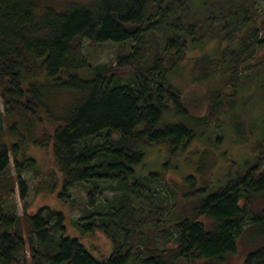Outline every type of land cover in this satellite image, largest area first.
<instances>
[{"label": "trees", "instance_id": "trees-1", "mask_svg": "<svg viewBox=\"0 0 264 264\" xmlns=\"http://www.w3.org/2000/svg\"><path fill=\"white\" fill-rule=\"evenodd\" d=\"M211 6L200 0L204 18L196 16L190 0H87L71 2L65 10L38 6L37 0H0V97L5 104L0 134L6 116L9 135L15 137L11 143L0 141V176L11 154L18 178L34 164L32 156H20L30 143L51 150L62 174L59 198L76 185L97 189L109 180L124 190L107 202L106 210H89L86 220L72 222L80 236L68 233L64 211L45 206L29 216L33 233L25 237L16 215L0 204V264H174L179 258L189 264H225L247 223L264 232V203L257 212L253 208L264 199V141L254 145V160L222 184L196 185L188 176L184 198L197 201L191 213L169 225L165 208L152 201L137 169L148 145L163 143L171 153L184 150L201 137L200 127L228 113L235 103L226 92L234 77L228 71L248 70V61L264 46L259 37L263 19L260 28L250 25L240 35L239 51L195 59L191 72L196 81L211 74L220 80L207 113L193 115L171 76L190 44L213 38L212 22L225 20L224 12L210 15ZM249 9L240 11V28L254 18ZM84 39L132 43L110 63L95 65L82 52ZM54 91L71 94L59 110L48 98ZM246 126L241 117L235 123L240 140L248 137ZM147 225L160 227L165 244L144 245L149 254L130 239L137 232L144 235ZM96 230L111 240L109 255L97 257L82 242L81 235ZM170 242L173 247L167 248ZM246 264H264V243L251 249Z\"/></svg>", "mask_w": 264, "mask_h": 264}, {"label": "rangeland", "instance_id": "rangeland-1", "mask_svg": "<svg viewBox=\"0 0 264 264\" xmlns=\"http://www.w3.org/2000/svg\"><path fill=\"white\" fill-rule=\"evenodd\" d=\"M84 1L87 0H37V3L41 7L50 6L56 10H65L71 2ZM190 1L193 2V12L196 16L205 18L206 12L199 11L200 0ZM209 1L212 3L210 15L218 16L224 12L225 20L212 22L213 38H207L202 45L190 44L186 51V58L171 76L173 82L181 89L193 115L207 113L210 107V95L218 88L220 80L217 74H211L206 79L196 81L191 72L193 61L204 56V53L218 58L229 49L239 51L240 35L246 32L250 25L260 28L264 19V0ZM247 7L251 8L249 12L254 18L247 21L245 24L247 27L244 25L240 28V21L237 23L236 21L240 18V11ZM160 35L158 33L157 37ZM259 37H264L262 29ZM131 43L130 41L119 43L112 40L96 43L84 39L82 52L95 65L110 63L117 53L124 51L125 48L128 49ZM225 58L229 60L228 53H225ZM251 58L248 61L250 64L248 70L236 74H233L232 68L228 71L229 76L234 77L232 85L227 87L226 92L235 96V103L228 113H222L212 123L213 125L200 127L201 137L196 138L184 150H178L175 153H171L163 143L146 147V157L138 166V173L143 178V188L149 189L147 191L152 196V201L165 208L163 214L168 220L167 225L176 222L179 216L191 213L197 201L192 196L184 198L189 190L188 176L194 177L196 185H205V182L211 183V186L222 184L227 177L240 173L246 161L254 160V145L264 141V46L258 48ZM49 95L48 98L54 99L57 105L56 110L71 99V94L62 91H54ZM0 108L5 110L1 97ZM240 117L246 121L247 125L248 137L244 140H240V133L235 129V123L240 124ZM4 120L5 129L0 134V141L11 143L15 137L11 138L9 135L7 129L9 123L6 116ZM38 133L40 134L39 130ZM23 149L21 157L32 156L36 160L33 161L32 166L25 168L18 178L14 156L11 154L9 167L6 173L0 176V204L16 215L20 233L25 237L33 233L29 216L45 206L64 211L67 215L68 233L79 235L80 232L73 227L72 222L82 217L86 220L89 210L93 212L106 210L107 202H114L124 192L117 181L109 180L100 182L97 189L87 185H76L65 190V195L59 198L58 194L62 191V174L53 159L51 150L48 147L30 143L25 144ZM26 162L29 164V160ZM150 172L154 174L150 175ZM19 179L25 182V186ZM23 187L26 188L25 197H22ZM263 203V198L255 201L254 211H259ZM204 220L207 224L211 222ZM144 228V235L140 236L137 232V234H131L130 239L138 243L146 254H149V251L144 245L150 249L165 245L158 233L160 227L147 225ZM81 240L97 257L109 255L113 250L111 240L100 230L81 235ZM263 243L262 229L259 226L250 227L247 223L242 235L238 236L237 251L227 257L225 264H246V257L251 249ZM166 247L172 248V242ZM174 264L189 263L185 258H179L174 261Z\"/></svg>", "mask_w": 264, "mask_h": 264}]
</instances>
